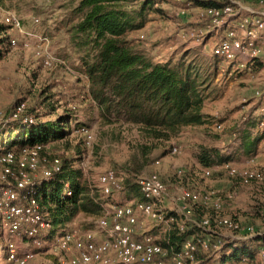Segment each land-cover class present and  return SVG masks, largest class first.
<instances>
[{"label":"rangeland","instance_id":"obj_1","mask_svg":"<svg viewBox=\"0 0 264 264\" xmlns=\"http://www.w3.org/2000/svg\"><path fill=\"white\" fill-rule=\"evenodd\" d=\"M66 1L4 0L0 2V24L7 26L5 17L9 12H16L21 17L23 26L33 31V34L27 38L26 44L19 40L16 46L11 43L7 45L5 55L0 60V149H2L1 135L5 130L10 129L9 125L14 120H9V116L19 101H25L27 105L22 116H32L34 120L55 119L64 112L73 111L92 136L90 145L86 144L84 154L81 155L79 167L83 171L82 180L90 185L93 193L98 194L97 201L102 207V214L106 206L105 199L97 186L99 175L106 169L114 168L121 175H125L126 182L128 177L135 175L129 172V168L135 171L133 165L136 162L144 163L146 159L140 151V145L146 143L150 145V142L135 125L124 122L103 123L99 109L91 99L89 79L80 61L77 60V55L65 50L67 33L64 30L63 19L69 12V8L63 6ZM199 10L198 3L191 9L185 10L170 0L158 6H150L143 26L129 32L127 37L133 45L143 49L157 61L178 60L184 55L189 58L195 56L202 65L209 66L212 72L213 62L217 58H212L211 50L217 36H204L199 21ZM37 17L39 22L34 20ZM8 28L9 25L7 31ZM182 29H186L189 34L192 33V36L182 37L180 34ZM10 32L18 34L17 30ZM39 34L49 38L48 43L43 47L51 50L57 57V60L51 64H46L44 57L37 53V51L43 53L41 48H37L40 42ZM218 67L224 70L218 69L211 80L204 107L206 122L184 128L171 141H154L153 148L147 155V163L140 173H149L156 169L170 185L171 196L174 191L171 185L173 183L190 189L216 187L221 190H234L237 195L226 213L243 219L245 223L255 222L254 218L264 211V185L241 184L238 179L225 171L214 173L209 177L203 176V166L196 159L195 154L204 147L221 153L234 151L238 136L237 129L264 108V71L260 73L256 69L240 70L233 63L222 58H219ZM48 104L53 105L55 110L46 114L51 107ZM216 121L223 123L222 129L215 128ZM71 126L73 128V125ZM262 128L258 126V129ZM79 139L86 143L82 130H76L66 140L76 142ZM64 141L55 142V152L63 150ZM173 142L181 146L180 153L171 152ZM259 143L256 153L249 156H236L233 153L232 161L242 163V160L246 161L254 157L258 166L264 167V164L263 166L260 164V162L264 163V158L262 159L264 155L258 154L262 152V145L260 146ZM77 151L72 153L76 154ZM241 156L245 158L240 160ZM49 157L47 160L50 161ZM157 159H160V163H155ZM180 166L185 167L187 172L181 177L176 172ZM42 177L41 167L35 171L29 170L31 181H38ZM4 181L0 168V187ZM113 198L115 201L136 200L138 195H129L126 190H122L114 192ZM166 205L169 207L167 209L169 215L176 213L175 203L171 199ZM207 210L209 211L208 208L199 206L196 213L204 214ZM101 214L79 211L69 230L75 231L76 236L86 231H94L99 235L100 232L95 225ZM178 220L180 221L181 218ZM144 229L160 238L166 235L165 231L155 226L149 218L145 219ZM218 230L225 235L235 234L233 232L231 234L224 227ZM43 234L46 235L47 231L43 230L41 235ZM10 239L12 237L7 230H2L0 225V264H8L5 256L6 241ZM258 241L261 242L262 239L259 238ZM238 242L240 243L241 240ZM68 243L67 251L58 244L56 236L45 247L35 245L34 257L27 264H66L69 257L75 253L74 241ZM215 262L216 260L209 261L207 264H216ZM256 264H264V260L256 261Z\"/></svg>","mask_w":264,"mask_h":264},{"label":"built area","instance_id":"obj_2","mask_svg":"<svg viewBox=\"0 0 264 264\" xmlns=\"http://www.w3.org/2000/svg\"><path fill=\"white\" fill-rule=\"evenodd\" d=\"M152 1L153 5L158 6L169 0ZM170 1L185 10L199 4V21L204 36H217L211 50L212 58L225 59L238 69L247 71L255 69V61H264V0ZM5 19V24L9 25L10 43L16 46L20 40L26 44L33 31L23 26L21 17L16 12H9ZM34 20L39 22L38 17ZM9 30H17L18 34H11ZM180 34L182 37L192 36L186 29H182ZM38 38L40 42L37 48L43 51H37L38 55L44 57L46 64L56 61L54 53L43 47L49 38L42 34ZM26 109V102L19 101L9 120L33 122L32 116H22ZM261 112H264V108ZM259 126H264V120ZM215 128L222 129L223 123L216 121ZM79 130H82L86 144L90 145L92 136L89 129L82 126ZM55 149V142L51 140L15 147L0 155L3 179L8 181L10 175L16 181L15 187L10 184L0 187V225L12 237L6 241L5 256L8 264H27L34 257L35 245L45 247L50 243L41 232H48L52 224L40 212L38 201L34 197L21 201L19 194L35 186V181L29 179V170L35 171L41 167L44 180L54 178L61 171L62 159ZM171 152L180 153L181 146L173 142ZM48 157L50 161L47 160ZM155 163H160V159ZM202 171L206 177L225 171L241 184L264 185V167L258 166L254 157L243 163L231 160L203 166ZM176 172L180 177L187 173L183 166L178 167ZM134 182L140 189L142 199L115 201L114 192L124 190L125 175L114 168L106 169L99 175L97 186L105 199L106 209L97 219L95 227L102 238H96L94 231L76 236V232L70 230L58 237V244L66 251L69 249L68 241H74L75 253L66 264H199L201 260L197 255L201 251L208 253L209 257L218 258L226 253L224 245L228 240L233 242L264 237V211L254 218L255 222L246 223L243 219L226 213L237 195L234 190L216 187L190 189L173 183L171 185L174 191L171 196L170 185L156 169L149 173L135 174ZM169 199L176 207V213L170 215L166 205ZM199 206L208 208L209 211L204 214L196 213ZM146 218L152 220L155 226L161 227L166 235L160 238L145 230ZM189 226L198 227L201 234L184 240L178 247L169 244L168 236L173 228L184 230ZM220 227L235 234L225 235L219 232ZM165 242L169 245L164 244ZM258 256L264 260V244L259 245ZM233 264L253 262L249 257L243 256Z\"/></svg>","mask_w":264,"mask_h":264},{"label":"trees","instance_id":"obj_3","mask_svg":"<svg viewBox=\"0 0 264 264\" xmlns=\"http://www.w3.org/2000/svg\"><path fill=\"white\" fill-rule=\"evenodd\" d=\"M63 6L69 8L63 19L67 33L65 50L77 55L89 79V93L103 123L135 125L150 142V145L146 143L139 147L146 157L144 163L136 162L133 165L135 171L129 168V172L137 174L142 171L154 141H171L184 128L206 122L205 100L211 80L218 72L219 58L214 60L212 72L195 56L157 61L127 37L129 32L143 26L146 12L153 6L152 0H67ZM9 37L7 26L0 24V60L5 55L6 46L10 45ZM48 106L51 107L46 114L55 110L53 105ZM263 120L264 112H260L243 122L237 129L233 152L221 153L204 147L196 152V159L202 166H211L233 160L234 154L249 156L256 153L258 143L264 137V126L258 129ZM82 125L73 111H67L55 119L14 120L10 129L1 135L0 155L22 145L65 140L63 150L57 152L62 159L61 171L50 180L35 181L34 188L19 194L21 201L32 197L38 201L40 212L52 224L46 234L49 242L69 231L79 211L96 215L102 212L98 194L82 180L83 171L79 164L86 143L81 139L76 142L66 140ZM75 150L78 151L73 154ZM133 176L126 179L124 190L129 195H138L140 200L142 194ZM8 184L16 186L10 175L3 185ZM194 234L199 236L201 230L195 226L184 230L175 227L168 236L169 244L178 247ZM224 250L226 253L219 259L209 257L205 251L197 256L205 264L214 260L216 264H233L243 256L249 257L253 264L260 261L251 247L241 246L238 241H226Z\"/></svg>","mask_w":264,"mask_h":264},{"label":"crops","instance_id":"obj_4","mask_svg":"<svg viewBox=\"0 0 264 264\" xmlns=\"http://www.w3.org/2000/svg\"><path fill=\"white\" fill-rule=\"evenodd\" d=\"M254 68L258 71H260V73L262 71H264V61L262 60H257L255 61V66ZM205 107V105H204ZM261 143V144H260ZM259 145L261 146L262 145V152L258 153L259 155H264V137L262 138V140L260 141ZM245 157L241 156L240 157V160L244 159ZM264 158V156H262V159ZM244 161L242 160V163ZM260 164H264L263 162H260ZM263 166V165H262ZM96 238L100 239L102 238V234H99V235H96ZM262 239L261 242L258 241V239ZM261 244H264V237H258V238H246V239H243L241 240L240 242V245L241 246H249L251 247L254 251H255V254H256V257L262 261V259H260V257L258 256V248H259V245Z\"/></svg>","mask_w":264,"mask_h":264}]
</instances>
